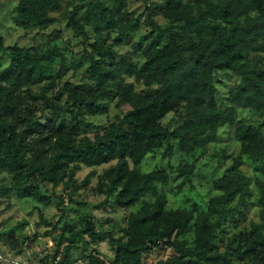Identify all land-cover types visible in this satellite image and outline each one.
<instances>
[{"label":"trees","instance_id":"1","mask_svg":"<svg viewBox=\"0 0 264 264\" xmlns=\"http://www.w3.org/2000/svg\"><path fill=\"white\" fill-rule=\"evenodd\" d=\"M82 1L64 5L63 0H18L12 14L15 27L42 29L60 11L75 34L84 39L91 31V49L85 48L70 63L56 45L32 51L18 43L7 46L0 35V169L11 174L10 182L0 183V197L14 194L49 204L58 196V222L67 214L74 191L93 177V191L105 195L102 203L115 201L128 208L146 194L155 198L151 208H145L143 200L118 228L101 231L95 215L85 212L80 227L71 228L67 236L65 221L55 250L40 260L55 261L64 245L57 264H75L72 253L81 247L80 238L89 242L88 235L95 240L108 236L114 256L108 259L97 248L82 249L83 264H145L147 257L160 256L163 250L168 257L158 264H264V130L237 119L239 108L264 114V0H156L148 6L146 19L153 27L147 41L134 42L133 50L123 53L115 45L137 23L129 15L128 0ZM155 9L167 19L166 25L154 20ZM113 31L120 37L112 40ZM133 53L140 54L141 65ZM56 55L59 61L52 66ZM70 70L80 71L81 81L64 80ZM219 71L238 76L226 107L216 94ZM35 101H42V109L30 106ZM112 103L118 109L114 119L106 124L89 119L108 115ZM169 114L176 123H161ZM20 125L24 127L17 132ZM228 125L234 126L240 149L219 155V164L226 156L231 162L214 179L216 192L206 207H167V197L156 195L157 183H166L175 171L171 178L181 180L180 187L191 181L196 169L194 162L174 156L198 149L206 153L210 146L217 153L215 145ZM158 149L169 158V167L141 171L143 159ZM33 161L41 163L32 166ZM129 161L136 167L129 169ZM246 162L253 166L251 175L244 169ZM98 166H103L100 172ZM84 167L92 169L76 184ZM252 180L258 216L239 228L240 220L247 218ZM45 181L53 191L45 188ZM57 221L48 222L53 228L45 235L52 236ZM227 221L239 229L222 245ZM9 239L13 245L17 238Z\"/></svg>","mask_w":264,"mask_h":264},{"label":"rangeland","instance_id":"2","mask_svg":"<svg viewBox=\"0 0 264 264\" xmlns=\"http://www.w3.org/2000/svg\"><path fill=\"white\" fill-rule=\"evenodd\" d=\"M64 5H66V1L63 0ZM88 0H86L87 2ZM156 0H128V9L130 17H134L137 23L134 26V29L127 34V36H122V40L118 45H115L119 52H127L132 51V44L137 41H147V37L150 35V31L152 30L153 25L147 21V16L150 13V9L148 6L153 5ZM18 0H6V3L10 7H6L4 5H0V14L5 16V19L12 20V14L15 5ZM81 4L84 2L82 0H75ZM55 21L42 28H34V29H22L14 26L13 21L12 24H7L5 21L0 20V28L4 29L3 32H0V35L4 38V44L9 46L15 43H18L21 46H26L31 48L32 51H38L46 48L48 45H56L62 49L67 55V63H70L74 56L81 54L85 48L91 49L90 43L94 41L95 37L91 31H89V37L84 38L75 34V32L67 27L66 21L67 19L63 18L60 11L54 12ZM154 20L159 22L162 25L167 24V19L164 17L162 12L155 9L152 13ZM111 39L115 40L119 38L120 35L118 32L113 31L110 34ZM11 41V42H7ZM3 52H0L2 54ZM135 60L141 65L142 57L138 53H133ZM59 61V56H54V59L51 60L52 66L56 65ZM65 79H71L74 82L81 81L82 77L80 71L70 70L65 73L63 76ZM130 80L135 81L134 78H129ZM238 76L232 72L227 71H219L215 77L216 83V94L217 99L220 105L229 106L230 102L228 100L229 92L232 85L237 81ZM62 84V82H60ZM137 88L142 87V84L139 82H135ZM58 88V86H57ZM56 88V89H57ZM118 112V109L115 107L114 103L110 106V113L107 115H97L90 116L89 119L95 121L96 124H106L110 120L114 119L115 113ZM167 122L171 124L176 123V119L173 114H170ZM237 119L239 121H244L247 123H251L254 125H260L264 130V114L257 113L252 111L250 108H239L237 111ZM234 126H227L224 128V131L221 133V140L217 143V153L215 152L214 146H210L206 153L198 149L190 154H176L174 157L182 162H194L195 163V172L192 176L191 181L185 182L182 186L179 187L181 180H172L175 182L174 188L170 189L166 193V197L168 199L167 207H186V208H194V209H204L207 205L209 198L216 192L213 187V181L218 176L222 175L224 172V164L231 162V156H226L224 159L226 160L224 164L218 163V158L220 154L224 153H232L237 154L240 149L239 142L234 140L233 136ZM215 153L217 155H215ZM222 156V155H221ZM156 167H169V158L162 156L161 150H157L156 152L149 154L146 156L139 168L143 171H149ZM103 166H98L97 171L100 172ZM92 168L84 167L77 174V182L76 184H80L84 177L90 172ZM244 169L246 172L251 175L253 173V166L249 162L244 164ZM96 177H93L90 183L84 187H78L74 191V199L72 202L67 204V214L63 215L62 219L58 222V218L61 216V211L56 207L57 202L59 201L58 196H53L52 201L49 204H44L37 202L33 198H19L16 195H4L0 198V204H4L3 208H0V215L4 212L9 211L12 208H16V212H14L11 216L8 217V221L12 220L16 215L23 213L26 217L22 219L15 226L6 229L5 232L0 233V237H4L5 243H8L12 246L10 236H15L17 238V230L27 227L29 224H32L35 229L30 235H25V239L28 240L29 248H35L37 246L41 247H51L53 244L57 243V239L60 234L61 226L64 222H67V231L66 235L70 236V229H78L80 227V220L85 212L93 213L96 217V226L97 229L101 231L107 230V228L114 226L118 228L120 224H125V218L130 211L137 210L141 205L143 200L138 202L137 204L128 207L121 208L115 201H110L109 203H102L105 198V195L96 194L93 191V187L96 185L92 183V180ZM1 182H10L8 177H0ZM61 186H58V189ZM249 187L252 190V195L249 196V208L244 210L245 214H247V218L245 220L241 219L239 225L241 227L248 225V223L257 218L258 216V205L256 204V188L254 185V181H250ZM71 191L70 188H68ZM145 196L149 197L150 200L154 199L155 196L146 194ZM144 196V197H145ZM9 197V198H8ZM7 200V203H5ZM42 206V207H41ZM47 211V216L45 212ZM41 212L43 214V218H41ZM35 217V219H32ZM57 221L55 230L51 231L52 236L45 235L46 230L53 228V225L48 224V222ZM0 223H7V221H3ZM239 228L234 227L233 221H227L224 224L223 233L221 235V239H224L225 242L220 243L225 245L227 243V239L229 236H232L234 232H236ZM98 231V230H97ZM55 234V235H54ZM89 242L84 244V238H80L78 244H80V248L77 249L76 252L79 254L75 256V264L78 262H84V257L82 256V249L97 248L106 258L112 259L114 256V249L109 242V237L104 236L102 238L93 239L90 236L85 237ZM27 250L24 248L18 249L16 255L26 254ZM49 254V253H46ZM31 257L38 255L28 254ZM27 255V256H28ZM42 257V256H41ZM168 257V250H163V254L157 256L153 254L152 256L147 257L148 262L145 264H158L159 260ZM172 261L169 260V264Z\"/></svg>","mask_w":264,"mask_h":264},{"label":"clouds","instance_id":"3","mask_svg":"<svg viewBox=\"0 0 264 264\" xmlns=\"http://www.w3.org/2000/svg\"><path fill=\"white\" fill-rule=\"evenodd\" d=\"M160 2H162V0H160ZM250 0H246V3H249ZM0 5H4L6 7H10L7 5L6 0H0ZM253 15V13L251 11H249L247 13V16L249 18H251ZM257 18H260V14L256 13ZM0 20L5 21L7 24H12V20L9 19H5V16L3 14H0ZM4 29L0 28V32H3ZM7 42H11V41H7ZM31 107L35 108V107H40L42 109L43 105H42V101H35L33 102L31 105ZM38 115V114H37ZM170 115V114H169ZM169 117H164L161 120V123L166 124L167 120ZM69 119H71V116L69 115ZM24 127V125H20L17 128V132L22 131V128ZM31 139V138H30ZM53 140H55V137H53ZM93 143H95V140H93ZM49 156L52 155L51 152L48 153ZM41 163V161H33V165L32 166H39ZM136 166L133 165L131 163V161H129V169L135 168ZM143 171V170H141ZM79 175V174H78ZM175 175V171L172 172L171 176ZM171 176H168L165 178L166 183H157L156 188H157V192L156 195L158 197H160L161 200H164L166 198V193L174 188L175 186V182L172 180ZM0 177H8V180H11V174L3 171L2 169H0ZM92 183L95 184L96 181L95 179L92 180ZM44 186L45 188H47L48 191H53V186L49 185L47 183V181L44 182ZM2 198V197H0ZM142 199L145 201L144 203V207L145 208H151L152 207V202L150 201L149 197L145 196L142 197ZM5 203H7V200H5ZM65 203H67L66 198H65ZM4 204H0V208H3ZM42 207V206H41ZM14 212H16V208H12L9 211L4 212L2 215H0V222L3 221H7V223H0V233H3L6 231V229L11 228L13 226H15L17 223H19L22 219H25L26 217L23 215V213H20L18 215H16L12 220L8 221V217L11 216ZM45 215L47 216V211L45 212ZM32 219H35V217H33ZM53 223H55V221H53ZM35 229L33 228L32 224H29L27 227L21 228L17 230V239L14 241V244L12 246H10L8 243H5V239L4 237H0V264H27V255L28 254H35L38 253V255H36L35 259L32 261V264H57V262L61 261L63 259V249H64V245H61V254L59 256L56 257L55 261H52L50 258L45 259V261L41 262L39 260L40 256H45L46 253H51L55 250V245L53 244L51 247H43V250H41L40 246H37L35 248H29V241L25 239V235H30ZM116 235H123V233H115ZM55 235V234H54ZM128 237H125V240H127ZM24 248L27 250L26 254H21V255H16V252L18 251V249ZM89 251H91V247H89L88 249ZM79 253L78 252H73L72 253V257L75 258V256H77ZM102 259H104V257H101ZM78 264H82V262H78ZM105 264H107V261H105Z\"/></svg>","mask_w":264,"mask_h":264},{"label":"built area","instance_id":"4","mask_svg":"<svg viewBox=\"0 0 264 264\" xmlns=\"http://www.w3.org/2000/svg\"><path fill=\"white\" fill-rule=\"evenodd\" d=\"M46 255H47V254H46ZM46 255H45V256H46ZM43 257H44V256H42V257L40 256V257H39V260H40L41 258H43ZM34 259H35V257H31V256L28 255V256H27V264H32V261H33ZM40 261H41V260H40ZM41 262H42V261H41Z\"/></svg>","mask_w":264,"mask_h":264}]
</instances>
